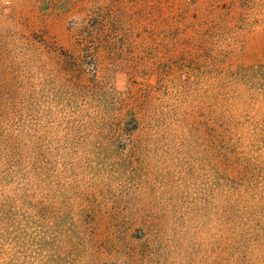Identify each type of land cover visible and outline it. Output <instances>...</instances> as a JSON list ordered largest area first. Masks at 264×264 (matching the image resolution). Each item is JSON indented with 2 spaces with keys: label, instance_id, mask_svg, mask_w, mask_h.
<instances>
[{
  "label": "rangeland",
  "instance_id": "rangeland-1",
  "mask_svg": "<svg viewBox=\"0 0 264 264\" xmlns=\"http://www.w3.org/2000/svg\"><path fill=\"white\" fill-rule=\"evenodd\" d=\"M0 264H264V0H0Z\"/></svg>",
  "mask_w": 264,
  "mask_h": 264
}]
</instances>
